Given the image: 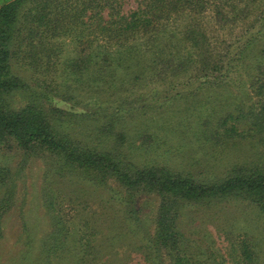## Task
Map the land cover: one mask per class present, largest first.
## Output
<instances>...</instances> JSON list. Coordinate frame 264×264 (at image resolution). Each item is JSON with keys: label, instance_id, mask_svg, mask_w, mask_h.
<instances>
[{"label": "trees", "instance_id": "trees-1", "mask_svg": "<svg viewBox=\"0 0 264 264\" xmlns=\"http://www.w3.org/2000/svg\"><path fill=\"white\" fill-rule=\"evenodd\" d=\"M0 4V148L19 158L15 171L0 161V253L18 181L39 162L49 229L37 240L23 220L16 264H264V233L233 236L227 224L222 253L215 243L194 245L184 230L188 218L215 216L232 201L264 220V160L212 175L197 171L194 156L185 165L149 157L179 135L228 146L264 134V48L255 51L264 38V1L142 0L127 14L122 0ZM240 20L245 31L228 42V26ZM209 28L224 31L217 51ZM234 74L249 77L250 104L226 102L227 111L211 108L204 119L189 111ZM169 107L183 108L174 121ZM178 123L190 132L174 130ZM92 201L107 213L105 227Z\"/></svg>", "mask_w": 264, "mask_h": 264}, {"label": "rangeland", "instance_id": "rangeland-1", "mask_svg": "<svg viewBox=\"0 0 264 264\" xmlns=\"http://www.w3.org/2000/svg\"><path fill=\"white\" fill-rule=\"evenodd\" d=\"M142 0H122L123 4V12L130 13L132 10L136 9L139 3ZM264 0H259L262 2ZM28 5V3H27ZM1 6V4H0ZM206 22H210L212 20V16L210 13L207 14ZM211 23V22H210ZM245 21H238L233 26H228L227 37L226 40L231 41L237 35H240L245 31ZM257 27H260V23H257ZM211 43L215 50L220 49V46H225V39H223L224 31H217L221 33L220 36L216 33L215 28H209ZM217 30V27H216ZM231 30L233 34H231ZM233 35V36H232ZM236 35V36H235ZM264 48V38L259 42V47L256 48L255 51H259ZM235 79L230 81L231 83L226 85L223 89L212 88L208 89L205 92V95L202 97L199 103H196V107L190 108V112H194V115L200 113V116L204 119L205 114L207 115L210 111L209 109L215 108L218 112L227 111L224 108L227 107L226 102L230 105V108L235 107L239 104H250V98L247 96V86L250 81L247 76L238 77L237 74L232 76ZM247 77V78H245ZM250 94V93H249ZM250 96V95H249ZM18 98V96L16 97ZM12 100V99H11ZM15 103V95L13 98ZM203 106H206L205 109H202ZM169 107L168 114L172 117L173 121L176 119V115L179 114L177 111H180L178 107ZM195 108V109H194ZM199 110H196V109ZM170 110V111H169ZM202 113V115H201ZM175 114V116H174ZM193 114H189L191 118H195ZM193 122V121H192ZM186 124V122H184ZM194 123V122H193ZM198 123V122H197ZM187 124L189 125L188 121ZM179 129V131H188L187 127H183L179 123L174 128ZM171 134L174 132L172 130ZM190 132V130L188 131ZM185 133L184 136L185 137ZM180 138V139H179ZM172 137L171 139L165 140L166 144H161L162 149H159L158 152L150 155V158L157 159L159 162H167L170 160V163L180 165L185 163L183 161H187L190 157H195L199 159L200 165L196 167L197 171L206 172V174H215V175H223L230 165L233 163H243V162H251V160H264V134H259L255 138L250 139H240L237 140L233 145H211L212 143H205L202 139L192 138L191 143H188L187 140H183L182 136ZM176 141L178 142L176 144ZM190 142V141H189ZM181 144V146H180ZM189 144V145H188ZM188 147L186 148V146ZM172 148V150L170 149ZM186 148V149H185ZM5 150H0V161L3 163H9L12 169L15 171V167L19 163V158L13 148H0ZM170 157V159H169ZM190 160V159H189ZM43 169V165L39 162L32 163L30 168L28 169L29 175L25 178H22L18 181V190L16 193L17 196V204L15 205V209L9 216L5 218L4 227L6 229V236L3 241V248L0 253V264H16V260L20 257L21 252L23 251L25 233L21 229L22 222L24 219L29 224L32 233L35 234L36 239L38 240L43 236V234L49 229V221L47 216L44 214L43 210L40 208L39 204V195H40V175ZM103 198H108V194L103 191ZM93 210L96 211L100 216L97 217L100 220V224H103V221H109L107 213H104V208L99 206L96 202H91ZM157 202L153 200V202H148L147 209L145 212V219L151 216V212L156 207ZM71 206V205H70ZM23 209L24 218L20 216V210ZM65 218H72V214L70 208L66 207L64 210ZM110 215H113V211L109 210ZM214 215V214H212ZM209 217L208 215L203 216L201 219V215L199 217L193 216L188 218L185 223L184 230L186 232L187 237L190 239V242L197 246L206 247L210 245V243H215L213 246L221 249L222 253L227 252V247L229 241L225 238L224 227L231 224L233 225L231 228L234 235H243L244 233H252L256 237H260L264 233V220L259 216L256 209L248 204L232 201L230 203L223 205V211L215 216ZM229 217V218H228ZM103 220V221H102ZM147 221V220H146ZM144 230L143 234L147 233V230L150 231L152 224L150 222V218L147 222L144 221ZM209 233V235H208ZM208 236H207V235ZM140 238L143 236L139 235ZM238 238V237H237ZM127 247L121 248V253H124ZM133 254V256H135ZM131 264H136L135 261H132ZM228 264H231L228 262Z\"/></svg>", "mask_w": 264, "mask_h": 264}]
</instances>
